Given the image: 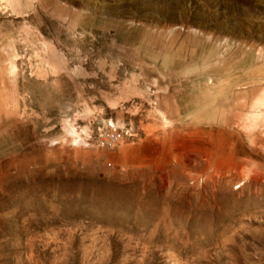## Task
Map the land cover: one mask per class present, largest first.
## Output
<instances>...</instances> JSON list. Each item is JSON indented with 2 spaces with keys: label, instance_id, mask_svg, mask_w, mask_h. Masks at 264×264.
I'll use <instances>...</instances> for the list:
<instances>
[{
  "label": "rangeland",
  "instance_id": "obj_1",
  "mask_svg": "<svg viewBox=\"0 0 264 264\" xmlns=\"http://www.w3.org/2000/svg\"><path fill=\"white\" fill-rule=\"evenodd\" d=\"M0 264H264V0H0Z\"/></svg>",
  "mask_w": 264,
  "mask_h": 264
},
{
  "label": "built area",
  "instance_id": "obj_2",
  "mask_svg": "<svg viewBox=\"0 0 264 264\" xmlns=\"http://www.w3.org/2000/svg\"><path fill=\"white\" fill-rule=\"evenodd\" d=\"M95 138L98 146L112 147L124 138V133L110 122L108 126L98 130Z\"/></svg>",
  "mask_w": 264,
  "mask_h": 264
}]
</instances>
